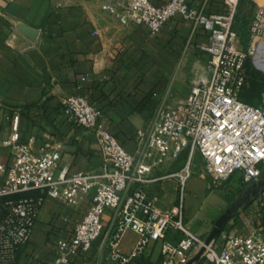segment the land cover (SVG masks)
Returning <instances> with one entry per match:
<instances>
[{"label":"built area","instance_id":"obj_1","mask_svg":"<svg viewBox=\"0 0 264 264\" xmlns=\"http://www.w3.org/2000/svg\"><path fill=\"white\" fill-rule=\"evenodd\" d=\"M210 2L194 8L189 0H169L161 6L152 0H130L119 10L104 7L124 25L144 26L154 36L178 17L191 25L193 36L202 31L209 36L208 46L202 47L209 59L188 96L178 104L167 97L161 101L149 125L137 131L135 154L107 129L102 111L80 95L62 103L64 115L95 135L103 160L99 170L73 173L71 164L61 163V146L21 143L19 116L14 118L13 134L4 143L12 148L14 162L0 164V264L17 263L48 199L77 208L89 195V209L72 237L57 243L54 264H71L75 256L89 254L100 238L102 256L116 264L141 259L156 243L161 244L164 264H187L203 248L201 261L207 264H264V227L252 228L247 235L230 232L205 246L187 223L184 191L196 158L216 190L236 176L249 186L264 172V108L241 99L248 86V59L264 71V6L252 15L245 50L236 30L241 0H222L225 12L220 15L207 12ZM185 154L181 170L158 175ZM166 180H176L181 195L178 204L161 211L159 197L151 191ZM107 211L113 217L103 235ZM169 232L180 234V240L169 241ZM130 233L138 241L125 253L122 243Z\"/></svg>","mask_w":264,"mask_h":264},{"label":"crops","instance_id":"obj_2","mask_svg":"<svg viewBox=\"0 0 264 264\" xmlns=\"http://www.w3.org/2000/svg\"><path fill=\"white\" fill-rule=\"evenodd\" d=\"M128 1L0 0V164L14 162L12 148L4 143L12 136L14 118L19 116L21 143L34 140L36 148L61 146V163L71 164L73 173L99 170L103 160L95 135L64 115L62 103L69 96L80 95L98 107L107 129L130 154L136 153L137 131L149 125L161 101L167 97L178 104L188 96L209 59L202 51L209 44L208 34L202 31L193 36L191 25L178 17L154 36L148 28L126 26L104 10L106 6L119 10ZM168 1L152 0L157 6ZM203 2L189 0L194 8ZM249 2L252 8L264 6V0ZM250 9L246 6L244 12L249 14ZM207 12L223 14L222 0H211ZM19 24L38 30V38L30 41L18 31ZM186 160L187 154L158 175L181 170ZM206 177L200 176L206 183L205 197ZM229 184L238 189L248 186L240 176ZM151 195L159 197L157 207L166 211L179 203L180 189L177 182L168 180L155 186ZM91 198L84 197L77 208L48 199L33 238L20 251L16 264H54L57 243L72 237ZM112 217L111 211L103 216V235ZM189 224L206 241V227L196 226L194 220ZM263 227L264 191L228 223L218 239L230 232L247 235L252 228ZM180 238L172 232L167 236L171 242ZM137 241V235L128 234L123 251L129 253ZM101 246L102 238L89 254L75 256L71 264H116L102 256ZM131 264H164L161 244H152L145 256Z\"/></svg>","mask_w":264,"mask_h":264},{"label":"rangeland","instance_id":"obj_3","mask_svg":"<svg viewBox=\"0 0 264 264\" xmlns=\"http://www.w3.org/2000/svg\"><path fill=\"white\" fill-rule=\"evenodd\" d=\"M250 5L251 4L249 0H241L240 8H242V10H245L246 6H249V9L251 8L249 14L253 15L252 12L256 10V8H252V6ZM256 72L262 77H264V71L258 70ZM192 172L193 175L191 179L187 182L184 191L185 205L187 209V223L189 224V222L194 220L196 226H199L200 228L206 227L208 231L207 237H209V235L211 234L214 228L216 221L225 213V211L231 206V204H233L235 200L238 199L243 194L246 188L238 189L235 188L233 185L228 184L227 186H224L227 188L222 187L216 190L211 186V182L208 179V177H206L207 178L206 182L208 183V189L205 197L204 191H205L206 183L200 179V176L203 175V167L200 164L198 158H196V160L194 161V167L192 169ZM173 181L177 182L176 180ZM194 202H198V203L195 204L194 207H191V205ZM189 206L191 208H189ZM190 229L192 230L191 227ZM201 263L207 264V262H203V261H201Z\"/></svg>","mask_w":264,"mask_h":264},{"label":"water","instance_id":"obj_4","mask_svg":"<svg viewBox=\"0 0 264 264\" xmlns=\"http://www.w3.org/2000/svg\"><path fill=\"white\" fill-rule=\"evenodd\" d=\"M18 31L30 41H35L39 36V31L32 29L24 24L17 26ZM264 108V106L262 107ZM264 191V172L260 179L246 187L243 194L235 200L233 204L225 211V213L216 221L214 228L205 241V246H210L221 235L224 228L232 221L242 210L249 206ZM205 248L200 250L194 258L187 264L199 263L202 259Z\"/></svg>","mask_w":264,"mask_h":264},{"label":"trees","instance_id":"obj_5","mask_svg":"<svg viewBox=\"0 0 264 264\" xmlns=\"http://www.w3.org/2000/svg\"><path fill=\"white\" fill-rule=\"evenodd\" d=\"M252 15L247 14L239 9V14L236 19V30L238 31L242 46L247 50L250 42L249 25L251 23ZM245 70L248 76V88L242 94V101L253 107L262 108L264 103V77L259 75L253 69L251 59H248L245 65Z\"/></svg>","mask_w":264,"mask_h":264}]
</instances>
